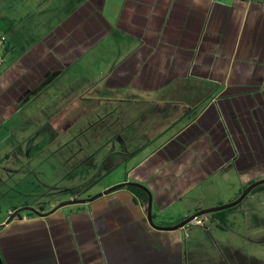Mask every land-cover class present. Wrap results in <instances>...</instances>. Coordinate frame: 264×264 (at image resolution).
<instances>
[{"label": "crops", "instance_id": "obj_1", "mask_svg": "<svg viewBox=\"0 0 264 264\" xmlns=\"http://www.w3.org/2000/svg\"><path fill=\"white\" fill-rule=\"evenodd\" d=\"M35 3L21 18L31 36L6 20L17 38L0 48V126L35 104V133L12 150L38 163L37 186L75 183L0 222V264H189L190 228H154L149 197L90 199L141 184L170 228L223 204L192 197L213 182L234 180L230 203L264 178V0ZM223 212L201 217L222 229Z\"/></svg>", "mask_w": 264, "mask_h": 264}, {"label": "rangeland", "instance_id": "obj_2", "mask_svg": "<svg viewBox=\"0 0 264 264\" xmlns=\"http://www.w3.org/2000/svg\"><path fill=\"white\" fill-rule=\"evenodd\" d=\"M36 7L35 0H0V48L6 46V44L10 45L9 43L14 45L17 38L14 37V34L17 30H19V36L34 34L35 27L24 26L21 18L26 14H30V17L31 15L34 16L33 12ZM7 19L16 23L14 24L15 32L6 25ZM31 20L34 19L31 18ZM2 37H5L6 42L2 41ZM88 70L90 78L96 80L98 77L96 70L93 71V67H89ZM32 115H35V104L32 108L29 107L26 112L16 115L12 120L0 126V180L2 179L0 181V222L5 219L8 221L17 212V207L21 208L24 205L49 207L52 201L68 197L66 189L75 183L74 180L62 182L60 190H58L62 192L56 194L45 186H37L35 171L37 170V173H40L38 163L34 159L32 163L27 164L29 162L20 150L17 154V150H12L15 143L22 139L23 133H35V127L38 126V123L35 122V118L31 117ZM30 142L29 144L26 142L19 145L26 148L31 145ZM84 144L89 150L91 149L90 146L95 147V142H91V139L80 140L79 145L83 147ZM79 145L75 147L78 148ZM72 147H74V144ZM24 151L22 152L24 153ZM10 152L12 153V160L8 161L4 157ZM19 167L22 168L19 172L9 171ZM40 179L44 180L41 174ZM212 184L213 186L211 185L209 189L205 188L207 192L205 196L198 193L192 195V197L206 201L207 205L221 199L224 201L221 206H226L236 202L242 196L240 194L237 199L230 203L226 201L233 194V192L230 193L231 190L229 189L230 185L235 184L233 179L226 180L223 183L216 181ZM61 204L59 203L58 206ZM221 206H215L214 208ZM223 213L228 217V221L222 229L205 222L199 227H195L191 223L187 225V228H190L187 233L188 242L192 246L189 253L193 255V257L190 256L189 264H221L225 259H232L230 255L233 247H237L253 259L264 261V193H259L255 197L250 195L239 205L224 210Z\"/></svg>", "mask_w": 264, "mask_h": 264}, {"label": "water", "instance_id": "obj_3", "mask_svg": "<svg viewBox=\"0 0 264 264\" xmlns=\"http://www.w3.org/2000/svg\"><path fill=\"white\" fill-rule=\"evenodd\" d=\"M264 184V180H261L259 182H257L256 184H254L253 186H251L250 188H248L243 194L242 196L234 203H231L229 205H226V206H221V207H218V208H212V209H206V210H201L199 211L198 213H196L195 215L191 216L190 218L186 219L184 222H182L180 225L176 226V227H160V226H157V224H155V221H154V215H153V194L149 191V189L141 184H137V183H125V184H122V185H119V186H115L113 188H110L109 190H107L106 192L104 193H101L99 195H96L94 197H92L90 200H95L97 199L98 197L104 195V194H107L109 192H112L114 190H117L119 188H122V187H125V186H136V187H139L143 190H145L148 194V197H149V202H148V219H149V222L151 223V225L154 227V228H157V229H160V230H179V229H182L184 227H186L188 224H190L194 219L198 218V217H201V216H204V215H209L211 213H216V212H220V211H224V210H227V209H230V208H233L237 205H239L249 194L250 192L260 186V185H263ZM78 202H86V201H78ZM66 204H61L59 206H57L55 208V211L60 209L61 207L65 206ZM23 210H19L17 211L15 214L12 215V217L7 221V222H10L15 216L19 215Z\"/></svg>", "mask_w": 264, "mask_h": 264}, {"label": "flooded vegetation", "instance_id": "obj_4", "mask_svg": "<svg viewBox=\"0 0 264 264\" xmlns=\"http://www.w3.org/2000/svg\"><path fill=\"white\" fill-rule=\"evenodd\" d=\"M264 180V178L259 179L257 181H254L253 183H251L248 187H246L241 194H243L248 188H250L251 186H253L254 184H256L257 182ZM259 193H264V184L260 185L256 188H254L250 194L248 196H252L255 197L256 195H258ZM247 196V197H248ZM219 213V212H218ZM216 213H213L212 215L215 217ZM228 221V217H221L219 218V223H223L225 224ZM232 257V259H225L224 262H222L221 264H264V261H260L258 259H253L251 257H249V255H246L244 252H241L240 249H238L237 247H233L232 248V253L230 255ZM214 264H220V263H214Z\"/></svg>", "mask_w": 264, "mask_h": 264}, {"label": "trees", "instance_id": "obj_5", "mask_svg": "<svg viewBox=\"0 0 264 264\" xmlns=\"http://www.w3.org/2000/svg\"><path fill=\"white\" fill-rule=\"evenodd\" d=\"M129 189L131 191H133L134 193H136V195L141 198V199H144L145 201L148 200V194L145 190H142L141 188H138V187H135V186H130ZM43 210V209H42ZM221 213H216L214 214L215 216L217 215H220Z\"/></svg>", "mask_w": 264, "mask_h": 264}, {"label": "built area", "instance_id": "obj_6", "mask_svg": "<svg viewBox=\"0 0 264 264\" xmlns=\"http://www.w3.org/2000/svg\"><path fill=\"white\" fill-rule=\"evenodd\" d=\"M203 224H204V221H203L200 217L194 219V220L191 222V225H193V226H201V225H203ZM186 227H187V226H186ZM186 227H185V228H186Z\"/></svg>", "mask_w": 264, "mask_h": 264}]
</instances>
